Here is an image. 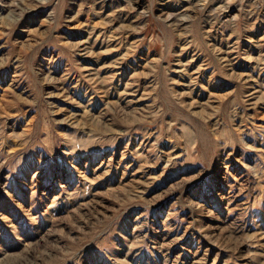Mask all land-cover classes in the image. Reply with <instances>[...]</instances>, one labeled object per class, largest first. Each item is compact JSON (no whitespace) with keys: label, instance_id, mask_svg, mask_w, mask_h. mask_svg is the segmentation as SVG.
<instances>
[{"label":"rangeland","instance_id":"1","mask_svg":"<svg viewBox=\"0 0 264 264\" xmlns=\"http://www.w3.org/2000/svg\"><path fill=\"white\" fill-rule=\"evenodd\" d=\"M0 264H264V0H0Z\"/></svg>","mask_w":264,"mask_h":264},{"label":"bare ground","instance_id":"2","mask_svg":"<svg viewBox=\"0 0 264 264\" xmlns=\"http://www.w3.org/2000/svg\"><path fill=\"white\" fill-rule=\"evenodd\" d=\"M209 36V35H208Z\"/></svg>","mask_w":264,"mask_h":264}]
</instances>
